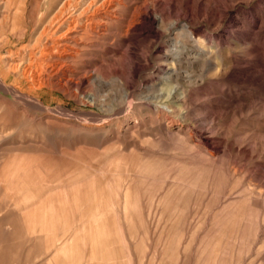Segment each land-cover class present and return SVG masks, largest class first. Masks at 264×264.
Listing matches in <instances>:
<instances>
[{
	"label": "rangeland",
	"instance_id": "rangeland-1",
	"mask_svg": "<svg viewBox=\"0 0 264 264\" xmlns=\"http://www.w3.org/2000/svg\"><path fill=\"white\" fill-rule=\"evenodd\" d=\"M142 1L0 0V264H264V181L255 176L264 157L248 170L219 154L212 171L191 163L199 147L174 155L153 135L155 124L129 144L115 138L156 114L154 64L170 67L146 41L128 40L127 32L154 34L149 4L129 24ZM63 47L73 52L66 76L50 59ZM187 60L177 67L193 70L181 79L189 94L222 87L219 74ZM133 68L152 72L131 77ZM262 111L214 116L238 141L239 130L264 128ZM196 122L221 141L216 128Z\"/></svg>",
	"mask_w": 264,
	"mask_h": 264
},
{
	"label": "bare ground",
	"instance_id": "bare-ground-1",
	"mask_svg": "<svg viewBox=\"0 0 264 264\" xmlns=\"http://www.w3.org/2000/svg\"><path fill=\"white\" fill-rule=\"evenodd\" d=\"M263 2V0H143L137 4L133 17L129 20V24L132 23L134 26L140 23L146 13V5L149 4L153 10L151 24L154 34L152 32L144 33L136 31L129 35L127 32L126 35L130 36L128 40L134 39L136 41L135 38H139L137 42L141 45L146 41L147 45L151 48L149 52L161 54L163 60L170 64V67L165 68L161 63L154 64L156 71L160 74L156 80H160L161 86L156 87V91L151 96L152 99L150 98L149 104L154 106L156 114L154 113L155 115L149 118L139 119L137 117L131 123L128 122L123 131L124 133L121 135L118 132L115 138L119 137L122 139L121 141L129 144L132 142L128 139L131 135L142 130V128H149L148 125L151 123L156 125L152 129L154 131L153 135L159 134L161 141L165 142V145L172 150L174 155L192 152L193 146L199 147L200 151L197 152V159L191 161L195 166L207 165L208 169L213 171L215 164L220 160L219 154H222L227 158L229 157V159H233L235 162L243 161L241 165H247L248 168L245 167L250 170V162L256 157H264V128L252 132L239 130L238 132L241 133V136L238 138V141L234 138L229 139V133L226 132V129L220 128L219 125L222 122L217 120V117L214 115L218 113L221 116L232 114H241L242 116L243 113L251 112L254 114L258 113L256 116L259 117L263 113ZM66 5V2L62 4L58 12H62L66 8ZM227 25L229 30L221 33L220 31ZM152 37L157 41L156 44H154ZM132 44L134 43L130 41L127 44L128 48H131ZM54 49L55 47L52 46L50 50ZM59 49L57 48V51ZM63 50L66 54H53L50 56V59L53 61L54 68L59 70L62 76H66L73 70L64 59L73 55V52L68 51L66 48ZM183 58H187L189 63L198 64L201 68L200 70L209 68L215 71L221 76L219 79H215V82L221 84L222 87L218 90H207L201 95L189 94L184 88V83L181 82V79L189 80L194 74L193 70H187L185 67L186 70L183 73L180 71L181 69H178L179 65L177 67V64ZM134 60L131 58V63ZM150 71L152 72V69L133 68L130 69V75L131 77L140 78ZM23 74L27 77V69L23 70ZM3 78H6V76H3ZM249 84L258 85L262 89L249 87ZM129 89L130 92L135 90L133 87ZM223 94H226L229 100L222 99L221 96ZM244 110L245 112H243ZM174 117L185 120L189 117L191 122L187 124L176 122ZM196 121H204L206 124L212 125V129L216 128L213 133H221V141L212 140L211 136H204L202 132L197 131V126H194ZM217 128L221 131L217 130ZM245 142L246 147H241V144ZM190 143H193V145ZM104 153L112 158L120 153V151L115 150L110 153L106 149ZM186 167L183 168L186 169ZM241 169L244 170L243 168ZM259 169L260 172L255 176L259 181H264V162ZM247 173L246 170V175ZM230 179L232 180L233 178ZM239 198L243 199L240 196ZM240 200L237 204L239 209L241 208L239 205ZM228 219L234 222L240 221V218L235 219L231 216H228Z\"/></svg>",
	"mask_w": 264,
	"mask_h": 264
}]
</instances>
